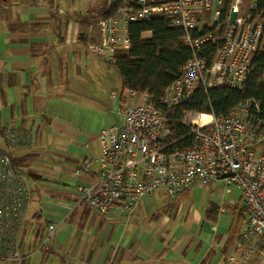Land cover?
Returning a JSON list of instances; mask_svg holds the SVG:
<instances>
[{"label":"crops","instance_id":"obj_1","mask_svg":"<svg viewBox=\"0 0 264 264\" xmlns=\"http://www.w3.org/2000/svg\"><path fill=\"white\" fill-rule=\"evenodd\" d=\"M73 5V0H0V132L12 127L34 137L32 145L12 151L24 178L33 179L24 249H32L48 224L57 225L48 248L31 253L27 264H264V247L247 258L238 247L246 215L240 227H230L233 212L230 221L218 219L227 207L232 211L236 199L209 201L210 216L202 218L196 212L182 218L166 207L163 199L184 197L185 191L172 196L159 189L130 216L117 208L98 214L79 200L76 184H93L94 174L76 176L74 169L99 154L98 132L113 122L88 130L89 102L77 99L94 97L88 70L95 61H112L108 53L94 51L102 42L97 23ZM79 65L87 74L80 83ZM126 92L117 95L118 104ZM209 184L208 191L223 187ZM231 193L232 188L225 194Z\"/></svg>","mask_w":264,"mask_h":264},{"label":"built area","instance_id":"obj_2","mask_svg":"<svg viewBox=\"0 0 264 264\" xmlns=\"http://www.w3.org/2000/svg\"><path fill=\"white\" fill-rule=\"evenodd\" d=\"M223 1L120 0L114 15L97 22L102 42L94 51L108 53L112 62L115 48L129 47L128 22L155 17L167 18L173 28L184 32L192 55L182 75L165 88L159 105L148 92L127 91L119 97L114 111L120 121L99 130V154L76 165L74 174H94L93 184L77 183L76 190L79 200L98 214L117 208L130 216L143 198L159 189L173 196L194 183L220 182L224 193L234 187L246 215L238 247L247 258L264 247V120L258 116V103L246 99L219 117L185 112L181 121L189 128L191 142L181 148L175 146L179 139L166 114L199 84L205 90L239 88L245 81L251 56L263 42V18L256 13L258 0H230L221 20ZM204 25L222 26L223 31L214 36L203 32ZM208 43L215 46L210 55L205 53ZM112 98L118 97L112 94ZM33 143L31 131L5 127L0 132V264H27L31 253L48 248L57 226L48 224L47 233L32 249H24L31 189L12 151Z\"/></svg>","mask_w":264,"mask_h":264},{"label":"trees","instance_id":"obj_3","mask_svg":"<svg viewBox=\"0 0 264 264\" xmlns=\"http://www.w3.org/2000/svg\"><path fill=\"white\" fill-rule=\"evenodd\" d=\"M119 3L120 0H112L108 8L101 11V17L108 18L114 15ZM229 4L230 0L223 1L221 20L226 17ZM197 13L199 17V12ZM256 13L263 18L264 30V0H258ZM222 28L221 26L215 29L204 25L203 32L211 31L214 36H218L222 33ZM145 32H149L150 35H144ZM127 34L129 47L115 48L114 61L110 62L120 76L121 90L148 92L155 104L159 105V98L165 88L182 75L184 66L192 55L184 41V32L173 28L167 18L155 17L149 20L129 21ZM214 49L215 46L208 43L205 53L210 55ZM249 98L258 103V116L264 120V37L259 50L251 56L250 70L241 87L214 86L205 90L199 84L188 99L166 111L168 126L174 137L179 139L175 146L186 147L191 142V136L187 137L189 128L181 121L185 112H204L219 117ZM14 163L17 165L15 160ZM213 205L211 203L210 208H213ZM214 212L217 213V208ZM232 212L234 219L230 227L236 224L240 227L245 219V209L241 206L240 196L232 205Z\"/></svg>","mask_w":264,"mask_h":264},{"label":"rangeland","instance_id":"obj_4","mask_svg":"<svg viewBox=\"0 0 264 264\" xmlns=\"http://www.w3.org/2000/svg\"><path fill=\"white\" fill-rule=\"evenodd\" d=\"M111 1L112 0H73L74 5L70 8L74 9L75 6H82L80 9H82L83 14H85L88 20L94 24L101 19V11L106 10ZM104 59L105 58L103 57V59L95 61V68L93 67L88 70V72H91L89 74L92 76L89 77V85L90 89L93 91L94 97L89 99L87 96H79L77 99L79 102H89V111L84 113L86 116L85 118H88L85 128L93 131L98 130L101 126L120 121L119 115L113 111L118 103L111 97V94L120 95L122 93L120 76L110 61ZM85 71V65H79V83L82 82L83 78L87 75L85 74ZM32 180L33 179L31 178L26 179L29 186L31 185L30 181ZM209 185L194 183L177 192L182 193L185 191L186 195L184 197H176V195L173 198H170L167 196L163 201L166 203V207H168V205L173 207L172 211L174 213L179 210V215L182 218H185L186 216L190 217V215L195 212L202 218V216H210L206 213L209 201L219 204L220 201L226 203L230 198L237 199L238 193L237 189L234 187H232L233 193L225 194L223 187L221 189L219 186L212 191H208L207 187H209ZM155 193H157V191ZM161 193L163 192L161 191ZM150 196L146 197L150 198ZM231 212V208L227 207L223 214L220 213L218 215V219L220 218L219 221H230Z\"/></svg>","mask_w":264,"mask_h":264},{"label":"water","instance_id":"obj_5","mask_svg":"<svg viewBox=\"0 0 264 264\" xmlns=\"http://www.w3.org/2000/svg\"><path fill=\"white\" fill-rule=\"evenodd\" d=\"M234 18H235V12L231 11L229 20L233 21Z\"/></svg>","mask_w":264,"mask_h":264}]
</instances>
